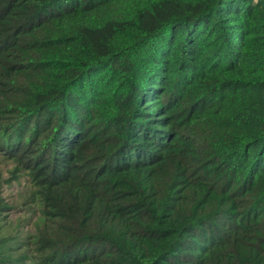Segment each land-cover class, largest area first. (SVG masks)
<instances>
[{"label":"trees","instance_id":"16d2710c","mask_svg":"<svg viewBox=\"0 0 264 264\" xmlns=\"http://www.w3.org/2000/svg\"><path fill=\"white\" fill-rule=\"evenodd\" d=\"M0 158V264H264V0H0Z\"/></svg>","mask_w":264,"mask_h":264},{"label":"rangeland","instance_id":"374dc122","mask_svg":"<svg viewBox=\"0 0 264 264\" xmlns=\"http://www.w3.org/2000/svg\"><path fill=\"white\" fill-rule=\"evenodd\" d=\"M10 166L0 158V180L10 178ZM31 196V189L27 179L13 181L4 185L3 197L12 207V211L6 214L3 223V231L7 235L27 236L33 235L36 231L34 222L37 214L35 208L28 202Z\"/></svg>","mask_w":264,"mask_h":264}]
</instances>
